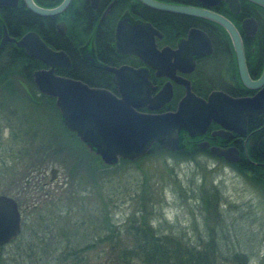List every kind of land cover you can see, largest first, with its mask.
Instances as JSON below:
<instances>
[{
	"label": "rangeland",
	"instance_id": "rangeland-1",
	"mask_svg": "<svg viewBox=\"0 0 264 264\" xmlns=\"http://www.w3.org/2000/svg\"><path fill=\"white\" fill-rule=\"evenodd\" d=\"M15 76V94L6 90L0 101V194L21 198L22 225L0 264H126L122 249L143 214L190 242L210 241L221 227L227 245L264 264L260 181L199 149L154 148L134 163L104 168L100 159L89 168L61 123L56 131V109L24 81L15 86Z\"/></svg>",
	"mask_w": 264,
	"mask_h": 264
},
{
	"label": "flooded vegetation",
	"instance_id": "flooded-vegetation-1",
	"mask_svg": "<svg viewBox=\"0 0 264 264\" xmlns=\"http://www.w3.org/2000/svg\"><path fill=\"white\" fill-rule=\"evenodd\" d=\"M32 1L40 10H52L64 0ZM156 1L208 9L230 21L240 39L248 82L241 78L235 46L224 27L206 18L156 10L140 0H70L64 8L52 14L32 10L25 0H0V44L5 39L0 48V72L6 73L7 63L14 57L24 56L28 61L14 72V75L17 74L16 85L24 81L23 73H30L36 88L33 72L48 69L49 66L29 55L25 47L17 44V41L30 34L32 41L39 38L47 48L53 52H62L67 57L69 65L55 67V75L82 81L89 87L109 90L117 97H120L117 78L110 69L126 66L141 70L145 74L147 94L151 99L135 107L141 113L174 112L186 90L185 85L176 79L188 82L191 91L205 100L213 91H222L230 97L240 98L251 97L264 88V6L249 0H242L243 3L238 0V11L233 12L225 0L210 7L197 0ZM167 15L171 17L168 19ZM119 22H123L129 29H136V26L144 23L150 25V34L144 35L147 36L146 43L152 40L155 49L145 52L157 68L135 53L118 50ZM168 23H173V26L169 28ZM191 30L196 32L189 34ZM77 70H80L87 82L70 76ZM167 83L171 85L169 100L156 108L149 107L158 103V99L155 101L154 98ZM51 98L55 104V98ZM250 122L254 128L249 127ZM217 131H223L224 136L217 134ZM257 132L259 134L255 146L263 158L261 164L264 165V155L258 147L259 141L264 138V111L247 117L243 134L222 130L221 125L213 120L201 135L190 136L181 131L180 148L177 151L202 149L213 154L210 151L212 146L235 148L239 160L241 153L248 150L251 136ZM201 143L208 145L202 147Z\"/></svg>",
	"mask_w": 264,
	"mask_h": 264
},
{
	"label": "water",
	"instance_id": "water-1",
	"mask_svg": "<svg viewBox=\"0 0 264 264\" xmlns=\"http://www.w3.org/2000/svg\"><path fill=\"white\" fill-rule=\"evenodd\" d=\"M34 11L52 14L60 11L70 0H64L56 9L40 10L32 0H25ZM144 5L156 10L186 14L206 18L224 27L231 35L238 56L240 75L246 80V70L240 39L234 26L225 17L208 9L184 5H172L156 0H140ZM206 7L220 0H197ZM264 6V0H249ZM233 12L239 8L238 0H225ZM124 20V19H123ZM140 26V27H139ZM129 29L119 22L117 28L118 50L123 53H135L143 60L157 68L146 55L145 50H154L152 40L147 44L151 27L148 23ZM244 26V25H243ZM152 32H155L152 30ZM196 32L191 30L189 34ZM158 34V33H157ZM201 38L204 37L198 34ZM38 40V41H37ZM2 40L0 48L3 46ZM35 41V42H34ZM32 41L30 34L25 35L17 44L25 47L26 52L49 66L48 69L35 70L33 80L38 91L55 98L64 126L76 134L89 151L99 156L105 165H114L119 158L134 160L145 155L153 143H160L171 150L180 148V132L198 136L205 132L213 120L219 123L222 130L245 133L247 117L256 116L264 111V88L251 97L233 98L222 91H213L207 100L196 96L189 83L180 79L177 82L185 85V95L179 101L174 112L148 114L138 112L135 107L150 102L147 94V80L141 70L130 67L110 69L117 78L120 97L102 88L89 87L82 81L60 77L54 74L55 67H67L68 60L62 52H53L39 39ZM207 52V51H206ZM199 53L198 55H201ZM172 76V75H171ZM171 85L167 83L154 98L156 108L169 100ZM139 100V101H138ZM223 131L217 134L224 136ZM202 147L207 143H201ZM259 150L264 155V138L259 141ZM211 153L228 162L239 158L235 148L222 149L210 147ZM50 181L57 177V169H50ZM21 231V214L17 201L9 195L0 194V253L2 246L15 239Z\"/></svg>",
	"mask_w": 264,
	"mask_h": 264
},
{
	"label": "trees",
	"instance_id": "trees-1",
	"mask_svg": "<svg viewBox=\"0 0 264 264\" xmlns=\"http://www.w3.org/2000/svg\"><path fill=\"white\" fill-rule=\"evenodd\" d=\"M166 1H170V0H166ZM243 2L244 1H242V3ZM167 17L169 19L171 15H167ZM173 18L175 19L177 17L173 16ZM177 25H179V22L177 23ZM172 26L173 23H168L169 28H171ZM263 56H264V52H263ZM26 61L28 60H26L24 56L14 57V59L11 62L7 63L6 73L0 72V84L1 81L5 82L4 85L6 84L5 88L3 87L0 88V91H2V93H0V101H2V99L5 96H7L5 95L6 90L9 91L13 90L12 85H14L13 83L14 81H12L11 77L16 71V68H18L22 63H26ZM22 75L24 77V82L27 83V85L32 87V89H37L35 88L32 82L30 73H23ZM70 76L72 78H77L87 82V80L84 77H82L80 70L75 71V73L71 74ZM15 86H16V82H15ZM13 91L16 92L15 90ZM11 94H15V93L11 92ZM40 95L44 97L40 99H45L44 101L48 103L45 105L49 107L53 106L59 114L60 120L58 119L57 121L58 126L56 131L58 130L59 124L61 123L62 127L61 125L60 127L64 129V130L62 129V131L64 133V137L66 138L65 141L71 144L68 145L67 143L68 147L71 149H73L74 147L76 151H79L81 153L80 155L82 156L81 158L85 159L86 161L88 160V162L90 163L89 168H93L95 170L96 168L95 166H93V164L97 162L95 165H99L98 163L100 162L99 156L96 155L93 151L92 152L89 151L88 148L85 146V144H83L78 139L75 133L69 131L64 126L59 110L52 101L53 99L43 94ZM34 103L36 104L37 102ZM10 104L12 103L10 102ZM250 126H252V128L255 127L252 124V122H250L249 127ZM257 134H259V132L254 133L251 136L249 148L247 151L241 153L240 159L237 162L230 164L246 173H249L251 177H254L255 180L260 181L264 186V165L261 164L263 158L261 157L260 153L256 150V146H255V142L258 139ZM154 148H160L172 154H177V153L181 154L185 152V151L178 152L177 150L167 149L158 142L152 144L148 152H151ZM186 151H188V149H186ZM211 156L216 157L213 154H211ZM137 160L138 159L129 160V159L120 158L118 163L114 165H105L102 163V167L116 168V166L121 163H134ZM11 196L14 197V199L17 201L21 211V206H22V200H20L21 198L19 196H13L12 194ZM143 211L146 212L145 210ZM144 215L145 214L140 216V218L143 217V219L139 220V222L133 228L134 229L133 240H131V244L127 245L124 249H122L123 256L125 254H128L127 257L124 258L126 264H251V260L249 256L244 251L238 249L235 245H227L223 241L224 240L223 235L225 230L221 227L219 230H217L216 235L210 238L211 239L210 241L206 240L204 243H200L198 241L190 242L184 240L182 236H176V234H174L173 232H164L162 230H159V228H156L152 224H149L146 221V217H144ZM18 236L15 239H13L11 242L18 240Z\"/></svg>",
	"mask_w": 264,
	"mask_h": 264
}]
</instances>
